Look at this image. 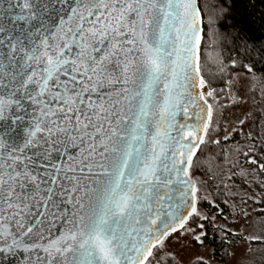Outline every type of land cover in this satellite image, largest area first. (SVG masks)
I'll list each match as a JSON object with an SVG mask.
<instances>
[{"label":"snow or ice","instance_id":"snow-or-ice-1","mask_svg":"<svg viewBox=\"0 0 264 264\" xmlns=\"http://www.w3.org/2000/svg\"><path fill=\"white\" fill-rule=\"evenodd\" d=\"M203 25L197 0H0V253L182 264L174 241L204 245Z\"/></svg>","mask_w":264,"mask_h":264},{"label":"trees","instance_id":"trees-1","mask_svg":"<svg viewBox=\"0 0 264 264\" xmlns=\"http://www.w3.org/2000/svg\"><path fill=\"white\" fill-rule=\"evenodd\" d=\"M197 5L202 12L205 33L202 73L211 88L216 89L215 102L225 114L229 107L224 103L227 97L222 83L225 66L232 68L233 62L235 66L247 65L264 81V0H197ZM217 123L220 127L214 138L221 143L210 144L205 149L194 175L207 192L204 197L219 205L218 209L210 208L204 201L201 207L210 217L205 222L207 238L204 244L211 248V257L223 264L230 248L242 239L239 234L220 227L221 221L226 223L223 217L232 214L233 206L250 202L264 222V172L248 159L255 157L264 163V145L259 143V137L248 136L244 127L226 134L220 120ZM245 152L247 157L243 155ZM241 169L248 170L247 177L241 174ZM249 243L259 245L262 254L257 253L256 258L246 264H264V243ZM190 264H197V259Z\"/></svg>","mask_w":264,"mask_h":264},{"label":"rangeland","instance_id":"rangeland-1","mask_svg":"<svg viewBox=\"0 0 264 264\" xmlns=\"http://www.w3.org/2000/svg\"><path fill=\"white\" fill-rule=\"evenodd\" d=\"M248 68L247 65L233 66L232 68L225 66L222 83L227 100L224 103L226 106L229 105L225 114L220 111L218 103L212 100L211 103L217 112L216 120L217 122L220 120L227 131L226 134L233 129L239 130L244 127L248 136L255 135V137L262 139L264 138V122L257 127L256 118L264 113V81L260 74L254 70L248 71ZM226 85L230 88L234 98L228 96ZM240 120H245L246 123L241 124ZM201 194L207 196V192L202 187ZM245 213L248 214L247 218ZM223 218L226 223L230 224V230L242 238L230 248L227 261L223 264H246V261L249 262L256 258L257 253L262 254L259 245L249 243L252 236H264V222L256 213V207L253 204L244 201L240 205H234L232 214ZM184 244H187L186 248L183 247ZM173 251L180 255L182 264H190L193 259L198 257H202L207 264H222L211 257L209 246L205 244L200 246L194 243L191 237L178 244L174 241Z\"/></svg>","mask_w":264,"mask_h":264},{"label":"water","instance_id":"water-1","mask_svg":"<svg viewBox=\"0 0 264 264\" xmlns=\"http://www.w3.org/2000/svg\"><path fill=\"white\" fill-rule=\"evenodd\" d=\"M226 87L229 97L234 98L230 88L227 85ZM220 227L226 230H230V226H228L222 221L220 222ZM27 259L28 253H24L19 250H14L13 252L0 253V264H26Z\"/></svg>","mask_w":264,"mask_h":264}]
</instances>
